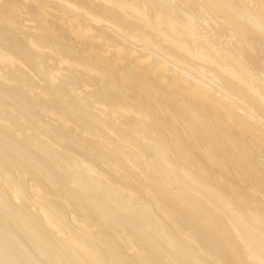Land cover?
Here are the masks:
<instances>
[{
    "label": "bare ground",
    "instance_id": "6f19581e",
    "mask_svg": "<svg viewBox=\"0 0 264 264\" xmlns=\"http://www.w3.org/2000/svg\"><path fill=\"white\" fill-rule=\"evenodd\" d=\"M236 142L264 166V0H0V264H209L118 192L180 194L175 165L264 264L219 192L264 209Z\"/></svg>",
    "mask_w": 264,
    "mask_h": 264
},
{
    "label": "water",
    "instance_id": "95a60500",
    "mask_svg": "<svg viewBox=\"0 0 264 264\" xmlns=\"http://www.w3.org/2000/svg\"><path fill=\"white\" fill-rule=\"evenodd\" d=\"M53 108V107H51ZM54 109V108H53ZM235 114V112H234ZM179 133V132H178ZM181 134V133H179ZM235 145L244 151V157L250 163V167L240 166L245 172L256 178L261 185L256 188L259 191L264 192L262 187H264V166L261 164L260 156L256 153L250 152L248 147L244 143L236 142ZM197 158V156H195ZM197 161L206 166V161L202 159ZM92 165L96 162L89 161ZM184 169L194 171L198 169L199 164L195 160V167L189 166L185 161L181 164ZM196 168V169H195ZM206 174H210V179L213 183L212 171L204 168ZM170 173L173 174L175 180L181 184L182 192L174 193L172 191H165L157 188L154 182H150L149 178L143 179L142 175H132L127 173H115L118 183H120V188L118 192L126 196H130L133 202L147 203L144 211L150 214H154L156 222L160 224L168 233L171 235L187 239L188 243L197 247L198 252L206 259L209 264H246V261L239 251V243L233 240V234L229 232L231 225H226L221 227L217 221L212 219L208 225L202 226L199 221L201 220V215H205L203 212L208 209V207L213 206V201L215 198L214 191L206 190L202 188V183L198 178H192L187 181L185 177L186 173L180 167L176 165L169 169ZM248 176V175H247ZM249 177V176H248ZM207 181L209 178L206 176ZM251 179V177H249ZM230 178L226 177V180ZM116 182L114 184L116 185ZM209 183V185L212 184ZM219 185L225 184L223 181H218ZM213 187V186H210ZM214 190V188H212ZM220 195L223 197L227 204V208L235 211L239 217H241L242 222L237 227V231L244 233L248 231V235L237 236L241 241H252L253 243H258L257 251H264V209L261 212L254 211L257 201L248 200L244 204L239 206L235 205L236 196H232L227 199L224 191H219ZM240 193V192H239ZM242 194V193H241ZM213 198V201L212 199ZM251 198V197H248ZM231 200V201H229ZM235 202V203H233ZM256 203V204H255ZM219 211L222 212L221 206H216ZM162 208L164 212H160L159 209ZM229 209H226L227 212ZM214 216V214H213ZM243 229V230H242Z\"/></svg>",
    "mask_w": 264,
    "mask_h": 264
},
{
    "label": "rangeland",
    "instance_id": "374dc122",
    "mask_svg": "<svg viewBox=\"0 0 264 264\" xmlns=\"http://www.w3.org/2000/svg\"><path fill=\"white\" fill-rule=\"evenodd\" d=\"M57 30L58 29H60V28H56ZM88 52H89V50H87ZM224 119V121H225V118H223ZM237 131H239V130H237ZM243 135L246 137V139L249 141V140H254L255 142H257V138L256 137H254V136H252V139H249V137H250V135H247L246 133H243ZM258 143V142H257ZM258 148H263V147H260V146H257ZM243 180V179H242ZM236 182L238 181L239 182V180L237 179V180H235ZM241 181V180H240ZM244 181V180H243ZM243 181H241V182H243ZM244 183H240V184H238L239 186H240V188H244L245 189V185L246 184H244V187H242L241 185H243ZM248 191V195H249V190H248V188L247 189H245V191ZM251 195V194H250ZM252 195H255L254 197H256L257 198V194L255 193V194H252ZM258 198H259V196H258ZM258 201H261L262 203H263V206H264V197H262L261 196V199L260 200H258ZM261 204V203H260ZM261 206V205H260Z\"/></svg>",
    "mask_w": 264,
    "mask_h": 264
}]
</instances>
